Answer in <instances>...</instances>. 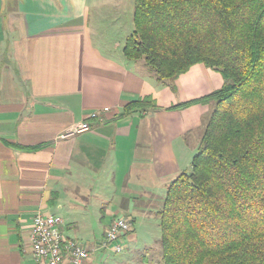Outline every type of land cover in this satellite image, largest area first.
Instances as JSON below:
<instances>
[{
  "label": "crops",
  "instance_id": "crops-1",
  "mask_svg": "<svg viewBox=\"0 0 264 264\" xmlns=\"http://www.w3.org/2000/svg\"><path fill=\"white\" fill-rule=\"evenodd\" d=\"M134 4L0 0V264H34L37 213L91 250L85 264H162L158 213L171 182L191 171L214 103L169 109L224 79L199 64L171 84L128 60L132 33L123 45L114 35L128 14L134 27ZM107 20L118 22L112 32ZM144 99L158 108L127 111ZM106 108L103 122L87 120ZM87 121L91 130L62 138ZM122 217L133 227L117 254L101 244Z\"/></svg>",
  "mask_w": 264,
  "mask_h": 264
},
{
  "label": "trees",
  "instance_id": "trees-1",
  "mask_svg": "<svg viewBox=\"0 0 264 264\" xmlns=\"http://www.w3.org/2000/svg\"><path fill=\"white\" fill-rule=\"evenodd\" d=\"M123 53L174 83L199 64L224 85L189 173L168 187L162 264H264V0H135ZM176 89L174 86L172 87ZM144 99L127 106L158 108Z\"/></svg>",
  "mask_w": 264,
  "mask_h": 264
},
{
  "label": "built area",
  "instance_id": "built-area-1",
  "mask_svg": "<svg viewBox=\"0 0 264 264\" xmlns=\"http://www.w3.org/2000/svg\"><path fill=\"white\" fill-rule=\"evenodd\" d=\"M110 109L91 113L87 120L103 122V116ZM91 130L89 122L75 126L62 138ZM62 220L55 216L37 213L32 222L31 244L34 264H85L91 256V250L83 244L68 238L61 230ZM132 223L126 218L116 219L106 231L101 247L119 254L123 251L121 239L132 230Z\"/></svg>",
  "mask_w": 264,
  "mask_h": 264
},
{
  "label": "rangeland",
  "instance_id": "rangeland-1",
  "mask_svg": "<svg viewBox=\"0 0 264 264\" xmlns=\"http://www.w3.org/2000/svg\"><path fill=\"white\" fill-rule=\"evenodd\" d=\"M106 7H108V6H106ZM98 18H99L98 15L96 16V18L93 16L92 21H91V24L92 23L94 24V22ZM105 19H107V18H105ZM106 22H108L107 23L108 26L106 27V29L109 30L110 32H112L111 29H115L114 27L118 24V22H113V25L111 26V24H110L111 22L110 21L107 20ZM121 27L122 28H120L118 30L121 31L122 33L121 34H119L118 32H117V34L114 33L115 34L114 36H116L115 39L120 40V43H122V45H123V41H125L126 37H128V35H130L132 33L133 28H134L133 27V24H132V20L129 19V14L125 16V19H123V22L121 21ZM158 215H159V213H158ZM152 230L155 231V229L153 228V225H152V229L150 231L152 232ZM94 231H96V230H94ZM90 232H92V230H87V231H85V234L86 235H90ZM153 247H155V246H153ZM153 250H155V249L153 248ZM153 253L155 254L156 251H153ZM106 254H111V253L110 252H107ZM121 254H124V252L121 253Z\"/></svg>",
  "mask_w": 264,
  "mask_h": 264
}]
</instances>
